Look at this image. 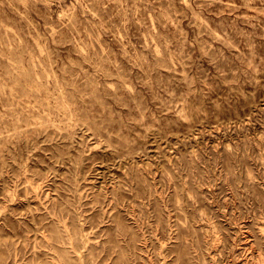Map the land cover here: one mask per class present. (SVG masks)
<instances>
[{"label":"rangeland","instance_id":"rangeland-1","mask_svg":"<svg viewBox=\"0 0 264 264\" xmlns=\"http://www.w3.org/2000/svg\"><path fill=\"white\" fill-rule=\"evenodd\" d=\"M0 264H264V0H0Z\"/></svg>","mask_w":264,"mask_h":264}]
</instances>
